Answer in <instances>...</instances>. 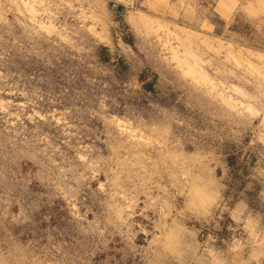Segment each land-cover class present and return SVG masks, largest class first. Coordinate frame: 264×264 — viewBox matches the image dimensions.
<instances>
[{
	"label": "rangeland",
	"instance_id": "1",
	"mask_svg": "<svg viewBox=\"0 0 264 264\" xmlns=\"http://www.w3.org/2000/svg\"><path fill=\"white\" fill-rule=\"evenodd\" d=\"M0 264H264V0H0Z\"/></svg>",
	"mask_w": 264,
	"mask_h": 264
},
{
	"label": "crops",
	"instance_id": "2",
	"mask_svg": "<svg viewBox=\"0 0 264 264\" xmlns=\"http://www.w3.org/2000/svg\"><path fill=\"white\" fill-rule=\"evenodd\" d=\"M124 1H126V0H124Z\"/></svg>",
	"mask_w": 264,
	"mask_h": 264
}]
</instances>
